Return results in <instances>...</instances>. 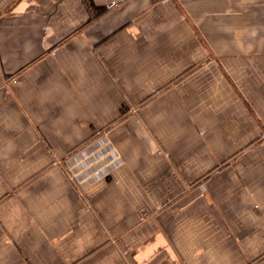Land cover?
Returning a JSON list of instances; mask_svg holds the SVG:
<instances>
[{
	"label": "crops",
	"instance_id": "crops-1",
	"mask_svg": "<svg viewBox=\"0 0 264 264\" xmlns=\"http://www.w3.org/2000/svg\"><path fill=\"white\" fill-rule=\"evenodd\" d=\"M0 264H264V0H0Z\"/></svg>",
	"mask_w": 264,
	"mask_h": 264
}]
</instances>
